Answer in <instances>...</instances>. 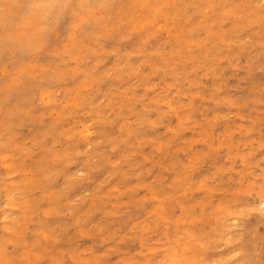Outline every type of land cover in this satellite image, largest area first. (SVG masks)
<instances>
[{
  "label": "rangeland",
  "instance_id": "obj_1",
  "mask_svg": "<svg viewBox=\"0 0 264 264\" xmlns=\"http://www.w3.org/2000/svg\"><path fill=\"white\" fill-rule=\"evenodd\" d=\"M264 0H0V264H264Z\"/></svg>",
  "mask_w": 264,
  "mask_h": 264
},
{
  "label": "bare ground",
  "instance_id": "obj_2",
  "mask_svg": "<svg viewBox=\"0 0 264 264\" xmlns=\"http://www.w3.org/2000/svg\"><path fill=\"white\" fill-rule=\"evenodd\" d=\"M264 207V206H263Z\"/></svg>",
  "mask_w": 264,
  "mask_h": 264
}]
</instances>
